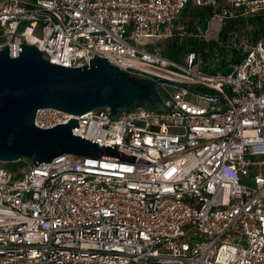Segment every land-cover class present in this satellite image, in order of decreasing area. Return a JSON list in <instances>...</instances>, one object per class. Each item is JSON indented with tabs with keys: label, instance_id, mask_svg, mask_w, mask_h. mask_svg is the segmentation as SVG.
<instances>
[{
	"label": "built area",
	"instance_id": "1",
	"mask_svg": "<svg viewBox=\"0 0 264 264\" xmlns=\"http://www.w3.org/2000/svg\"><path fill=\"white\" fill-rule=\"evenodd\" d=\"M189 2L213 7L192 34L205 41L212 19L264 14V0H0V49L12 56L22 43L69 67L96 54L195 90L159 84L166 110L115 118L38 109L37 127L77 118L73 135L136 157L0 166V264H264V24L178 61L160 38Z\"/></svg>",
	"mask_w": 264,
	"mask_h": 264
},
{
	"label": "water",
	"instance_id": "2",
	"mask_svg": "<svg viewBox=\"0 0 264 264\" xmlns=\"http://www.w3.org/2000/svg\"><path fill=\"white\" fill-rule=\"evenodd\" d=\"M159 84L186 88L165 78L152 79L114 66L105 56L89 63L63 66L51 63L33 44H18V55L9 44L0 49V164L27 159L37 166L62 154L134 162L133 155L71 133L77 118L49 128L34 124L38 109L55 108L72 115L106 107L110 117L136 107L167 109Z\"/></svg>",
	"mask_w": 264,
	"mask_h": 264
},
{
	"label": "trees",
	"instance_id": "3",
	"mask_svg": "<svg viewBox=\"0 0 264 264\" xmlns=\"http://www.w3.org/2000/svg\"><path fill=\"white\" fill-rule=\"evenodd\" d=\"M213 7L211 5L197 6L189 2L185 5L181 12V24L183 25V35L180 37V30H175L173 36L167 40L163 46V52L170 58L180 61V58L184 53L188 51L199 52L202 58L206 57L204 54V48L209 44L210 46L215 45L214 39L205 41L192 36L196 33L197 27L205 29L206 20L213 14ZM264 24V14L256 16H249L243 18H228L226 19L223 26L220 28L218 36L219 38H225L226 32L231 28H246L251 29L254 34V26L257 28V32L261 31ZM256 32V31H255ZM24 164L23 160H19L15 163L0 164L10 169L18 170Z\"/></svg>",
	"mask_w": 264,
	"mask_h": 264
},
{
	"label": "rangeland",
	"instance_id": "4",
	"mask_svg": "<svg viewBox=\"0 0 264 264\" xmlns=\"http://www.w3.org/2000/svg\"><path fill=\"white\" fill-rule=\"evenodd\" d=\"M181 15L176 19V21L172 24V31L174 32L176 29L177 30H180V27L182 26L181 24ZM220 26H221V23L218 19H212L211 20V23L206 31V36L210 39H215L217 38L218 36V33H219V30H220ZM181 31V30H180ZM170 39L169 38H160V44H161V47H162V50H163V46L164 44H166L167 40ZM168 89L170 91H174V87L172 86H169ZM188 99L194 103H198L200 105H206L207 103L203 100H199L197 99L196 97H193V96H189ZM24 161V164L25 165H22V167L18 168V170H25L29 165H31V163L29 162V160L27 159H21Z\"/></svg>",
	"mask_w": 264,
	"mask_h": 264
}]
</instances>
